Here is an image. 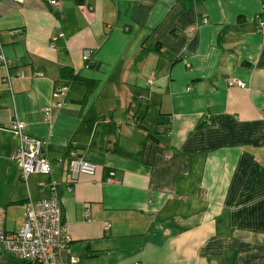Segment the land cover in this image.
<instances>
[{"label":"crops","instance_id":"obj_1","mask_svg":"<svg viewBox=\"0 0 264 264\" xmlns=\"http://www.w3.org/2000/svg\"><path fill=\"white\" fill-rule=\"evenodd\" d=\"M55 1L0 0L6 230L53 179L62 264H264V0ZM14 117L50 161L75 150L95 173L72 177L64 161L24 182Z\"/></svg>","mask_w":264,"mask_h":264},{"label":"built area","instance_id":"obj_2","mask_svg":"<svg viewBox=\"0 0 264 264\" xmlns=\"http://www.w3.org/2000/svg\"><path fill=\"white\" fill-rule=\"evenodd\" d=\"M22 2L23 0H15ZM51 4L57 1L50 0ZM257 32L264 35V20L256 16ZM61 36V35H59ZM91 51L85 50L82 54L84 68L89 67ZM0 62L5 67L3 81L8 83L11 78L8 62L4 57L2 42L0 38ZM23 76L22 72H17ZM151 82V79H148ZM230 86L244 88L245 84L236 78H230ZM70 84H56L52 93L54 106L61 107L64 98L69 91ZM46 119L50 118L49 108L44 109ZM13 139L16 142L15 150L11 160L19 164L21 179L27 182L32 174L51 175L52 166H60L66 161L72 177L79 173L93 175L96 171V164L84 160L75 150H69L66 157H59L50 161L44 154L43 140L30 136L26 132V125L17 117L11 119L8 127ZM39 186L45 185L39 182ZM50 195L48 198L33 202L28 199L23 207L25 210V221L17 231H8L5 228V208L0 207V256H9L29 264H62L60 253L65 250L70 242V236L62 218V211L59 202V183L53 179L48 181ZM88 207V205H86ZM109 225L104 228L107 229ZM70 262L75 263L71 258ZM134 264H143L136 262Z\"/></svg>","mask_w":264,"mask_h":264},{"label":"trees","instance_id":"obj_3","mask_svg":"<svg viewBox=\"0 0 264 264\" xmlns=\"http://www.w3.org/2000/svg\"><path fill=\"white\" fill-rule=\"evenodd\" d=\"M6 260H10L11 261V264H29L27 262H24V261H19L15 258H12V257H9V256H3Z\"/></svg>","mask_w":264,"mask_h":264},{"label":"rangeland","instance_id":"obj_4","mask_svg":"<svg viewBox=\"0 0 264 264\" xmlns=\"http://www.w3.org/2000/svg\"><path fill=\"white\" fill-rule=\"evenodd\" d=\"M2 256H0V264H11V261L10 260H6L4 262H2Z\"/></svg>","mask_w":264,"mask_h":264}]
</instances>
